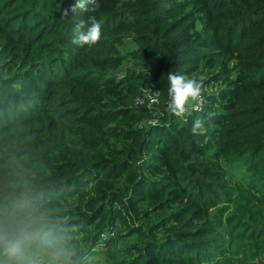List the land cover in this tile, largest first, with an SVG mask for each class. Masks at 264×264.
Listing matches in <instances>:
<instances>
[{
	"label": "trees",
	"instance_id": "1",
	"mask_svg": "<svg viewBox=\"0 0 264 264\" xmlns=\"http://www.w3.org/2000/svg\"><path fill=\"white\" fill-rule=\"evenodd\" d=\"M74 3L0 0V210H45L76 264H264V0Z\"/></svg>",
	"mask_w": 264,
	"mask_h": 264
},
{
	"label": "clouds",
	"instance_id": "2",
	"mask_svg": "<svg viewBox=\"0 0 264 264\" xmlns=\"http://www.w3.org/2000/svg\"><path fill=\"white\" fill-rule=\"evenodd\" d=\"M100 6V0H75L70 10H63V16L68 17L69 11L95 12ZM74 31L72 43L81 48L94 47L101 39V23L94 16L87 21L81 19ZM167 78V109L176 117H183L190 104L200 97L201 83L172 71ZM202 127V121L197 119L193 133ZM58 227L41 208L17 204L0 210V259L7 258V264H76L74 252Z\"/></svg>",
	"mask_w": 264,
	"mask_h": 264
},
{
	"label": "rangeland",
	"instance_id": "3",
	"mask_svg": "<svg viewBox=\"0 0 264 264\" xmlns=\"http://www.w3.org/2000/svg\"><path fill=\"white\" fill-rule=\"evenodd\" d=\"M192 103L195 104L196 102L194 101V102H192ZM90 261H91V263H93V264H99L100 262L103 261V257L100 256V255H97V256L92 257V258L90 259Z\"/></svg>",
	"mask_w": 264,
	"mask_h": 264
},
{
	"label": "built area",
	"instance_id": "4",
	"mask_svg": "<svg viewBox=\"0 0 264 264\" xmlns=\"http://www.w3.org/2000/svg\"><path fill=\"white\" fill-rule=\"evenodd\" d=\"M149 100H150V102L151 103H154V102H156V99H155V97H149L148 98ZM143 102H141V104H142Z\"/></svg>",
	"mask_w": 264,
	"mask_h": 264
}]
</instances>
